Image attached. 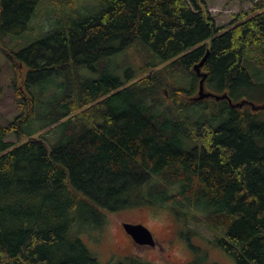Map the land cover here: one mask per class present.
I'll return each mask as SVG.
<instances>
[{"label":"trees","instance_id":"16d2710c","mask_svg":"<svg viewBox=\"0 0 264 264\" xmlns=\"http://www.w3.org/2000/svg\"><path fill=\"white\" fill-rule=\"evenodd\" d=\"M90 1L0 0L20 109L0 124V264H102L78 233L146 209L199 220L235 264H264V120L195 100L192 71L208 52L205 89L232 103L264 84L249 71L264 68V0L221 34L206 0ZM42 8L54 21L16 50ZM35 123L57 141L8 150ZM184 264L216 263L194 249Z\"/></svg>","mask_w":264,"mask_h":264},{"label":"rangeland","instance_id":"374dc122","mask_svg":"<svg viewBox=\"0 0 264 264\" xmlns=\"http://www.w3.org/2000/svg\"><path fill=\"white\" fill-rule=\"evenodd\" d=\"M259 0H206V9L218 28H223L219 34L229 28V24L238 16L250 11ZM78 7L84 8L90 0H77ZM85 10V9H84ZM83 10V11H84ZM46 12L49 15H46ZM249 16V15H248ZM246 16V17H248ZM52 12L42 8L38 15L32 18L35 28H28L24 33L23 43L17 45V49L24 48L32 42V38L40 34L41 27L45 30L49 20L54 21ZM48 24V25H47ZM21 37V36H20ZM19 37V38H20ZM10 39V40H9ZM5 42H14L18 37H11ZM15 67L11 66L8 58L0 53V124L6 125L19 115L15 89ZM250 74L264 82V68L260 71L249 70ZM253 77V82L257 83ZM244 100L255 105L264 104V84H258L253 91L244 97ZM251 110L250 107H245ZM261 121L264 120V110L256 112ZM38 139L48 145L57 141L59 131L54 126H44L43 123H35L23 128V135H9L6 139L11 143L8 150L27 141V137ZM181 221V222H180ZM167 209L137 210L133 213L109 215L106 224L101 228L80 231L78 235L84 243L96 253L102 264H109L115 260L123 259L130 255H138L152 264H184L191 259L194 249L205 252L216 264H235V260L223 254L211 244L210 230L204 223L192 219L180 220ZM141 223L152 233L155 246H138L126 235L122 223ZM114 263V262H113ZM112 263V264H113Z\"/></svg>","mask_w":264,"mask_h":264},{"label":"water","instance_id":"95a60500","mask_svg":"<svg viewBox=\"0 0 264 264\" xmlns=\"http://www.w3.org/2000/svg\"><path fill=\"white\" fill-rule=\"evenodd\" d=\"M203 60L200 61L198 64H195L192 67L193 73L199 78L198 92H197V96L194 97L195 100H203V99H207V98H213L216 101L226 100L229 103V105L233 108H242L244 106H248L253 111L264 110V104L260 105V106H256L253 103L245 101V100L241 101L239 103H232V101L230 100V98L226 94L214 95V94H211L210 92H207L205 90V86H204L206 75L201 72ZM122 228H123L124 232L132 239V241L136 245H138V246H149V247L155 246V241H154L152 233L144 225H142L140 223L139 224L122 223Z\"/></svg>","mask_w":264,"mask_h":264},{"label":"bare ground","instance_id":"6f19581e","mask_svg":"<svg viewBox=\"0 0 264 264\" xmlns=\"http://www.w3.org/2000/svg\"><path fill=\"white\" fill-rule=\"evenodd\" d=\"M207 55H208V52H207L206 55L202 58V60L204 59V60H203V64H204V62H205V60H206V58H207ZM202 60H201V61H202ZM197 64H198V63H197ZM201 68H202V67H201ZM201 72H202V71H201ZM202 73H203V72H202Z\"/></svg>","mask_w":264,"mask_h":264}]
</instances>
